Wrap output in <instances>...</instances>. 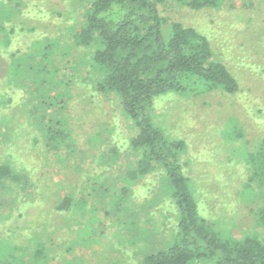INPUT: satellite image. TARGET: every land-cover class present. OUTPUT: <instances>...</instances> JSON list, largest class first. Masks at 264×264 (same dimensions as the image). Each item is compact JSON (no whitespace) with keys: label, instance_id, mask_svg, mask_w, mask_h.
Masks as SVG:
<instances>
[{"label":"rangeland","instance_id":"1","mask_svg":"<svg viewBox=\"0 0 264 264\" xmlns=\"http://www.w3.org/2000/svg\"><path fill=\"white\" fill-rule=\"evenodd\" d=\"M89 1L0 0L6 17H0L6 29L0 28V43L10 36L9 47L0 44V101L12 99L3 102L11 116H2L8 135L0 128V163L10 164L25 184L0 189V252L13 251L20 264H141L144 256L166 250L177 231L178 211L163 197L167 190L159 193V181L125 179L137 129L117 101L92 90L89 49L72 38ZM158 9L165 36L171 23L195 29L238 83L231 95L161 96L152 119L169 139L185 143L181 166L199 214L223 234L246 235L264 190V174L254 175L248 162L264 139V0H219L216 8L198 11L166 0ZM16 50L19 65L32 67L43 65L37 52L48 51L50 71L58 68L57 76L69 81L66 111L51 116L69 127L68 151L51 154L43 141L38 120L43 124L50 113L36 107L34 89H3L5 61ZM6 109L0 103V114ZM68 194L71 207L59 211Z\"/></svg>","mask_w":264,"mask_h":264},{"label":"trees","instance_id":"2","mask_svg":"<svg viewBox=\"0 0 264 264\" xmlns=\"http://www.w3.org/2000/svg\"><path fill=\"white\" fill-rule=\"evenodd\" d=\"M165 1L90 0L83 25L72 36L79 46L89 49L87 72L92 90L117 101L122 114L137 129L130 141V148L136 154L134 164L124 170L125 179L135 182L146 176L156 178L159 193L167 190L163 197L178 211L174 240L166 250L144 256L141 264H264V190L257 195L259 202L254 211L253 230L241 236L223 234L214 220L199 214L192 187L182 171L181 161L187 150L184 141L169 139L164 130L153 123L154 101L166 94L197 95L220 90L231 95L238 90V83L227 66L214 57L207 39L195 29L171 23L169 34L164 35V19L158 6ZM174 1L196 11L219 5V0ZM0 17L6 18L1 14ZM0 28L6 30L2 24ZM12 31L10 28V34ZM9 37L6 34L0 44L9 47ZM45 50L37 52L43 64L40 67H32L27 62L19 65L16 61L19 51H10L5 61V81L9 89H3L30 90L23 94L35 90L32 96L36 95L40 101L36 107L50 113L42 120L43 124L38 118L39 130L51 154H55L53 151L70 149L69 127L52 120L51 116L58 110L66 111L71 86L63 75L57 76L58 68L50 71L51 53ZM51 60L53 62V57ZM23 98L26 99L23 104L31 103L27 97ZM4 101L9 104L12 99L2 98V109L7 108ZM31 104L34 107L33 102ZM6 110L5 114H0L4 136L8 135L5 120L8 117L2 116H11ZM248 158L254 175H263L264 139L259 150ZM17 185L25 187L18 172L10 164L0 163V189L12 190ZM71 196L62 198L59 211L71 207ZM14 263L20 264V260L13 256V251L0 252V264Z\"/></svg>","mask_w":264,"mask_h":264}]
</instances>
